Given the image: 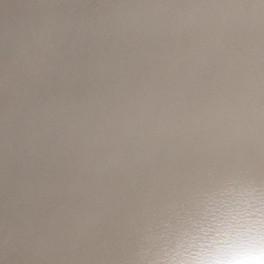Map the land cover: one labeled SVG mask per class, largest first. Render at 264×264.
<instances>
[{
  "label": "clouds",
  "instance_id": "1",
  "mask_svg": "<svg viewBox=\"0 0 264 264\" xmlns=\"http://www.w3.org/2000/svg\"><path fill=\"white\" fill-rule=\"evenodd\" d=\"M0 264H264V0H0Z\"/></svg>",
  "mask_w": 264,
  "mask_h": 264
}]
</instances>
